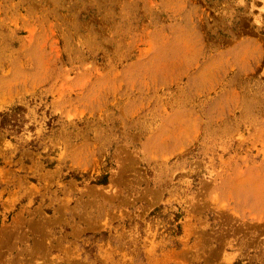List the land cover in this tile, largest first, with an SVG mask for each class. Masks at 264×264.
Listing matches in <instances>:
<instances>
[{"label": "rangeland", "instance_id": "1", "mask_svg": "<svg viewBox=\"0 0 264 264\" xmlns=\"http://www.w3.org/2000/svg\"><path fill=\"white\" fill-rule=\"evenodd\" d=\"M0 264H264V0H0Z\"/></svg>", "mask_w": 264, "mask_h": 264}]
</instances>
